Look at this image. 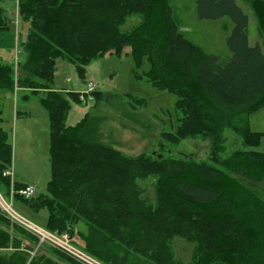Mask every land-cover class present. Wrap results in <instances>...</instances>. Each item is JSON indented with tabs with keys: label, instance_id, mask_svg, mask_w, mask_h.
Returning a JSON list of instances; mask_svg holds the SVG:
<instances>
[{
	"label": "trees",
	"instance_id": "trees-1",
	"mask_svg": "<svg viewBox=\"0 0 264 264\" xmlns=\"http://www.w3.org/2000/svg\"><path fill=\"white\" fill-rule=\"evenodd\" d=\"M197 5L202 19L227 16L233 21L227 61L205 54L178 32L169 0H18L19 16L29 20L30 32L17 85L35 94L45 92L40 102L50 123L52 173L46 197H16L34 209H45L50 231L73 233L80 220L86 221V251L104 263L174 264L172 241L179 237L196 245L195 264H264V197L255 187L264 185V154L239 149L217 159L225 124L244 148L258 146L263 135L249 129L247 116L264 106V2L252 4L261 40L254 46L248 38V16L236 0H198ZM137 16L140 22L124 31L128 18ZM8 29L0 8V32ZM128 45L136 67L147 58V80L176 94L175 108L189 118L174 141L211 139L213 165L146 154L129 158L98 141L113 136L91 128L89 114L75 126L66 124L69 99L82 100L79 93L53 88L57 60L74 64L85 79L94 59L120 54ZM15 84L14 68L0 62V89L12 92ZM94 95L96 101L104 97L101 92ZM226 110L243 115L245 125L227 122ZM1 123L0 185L9 184L5 173L13 164L12 140ZM113 139L112 144H119ZM150 174L158 177L155 203L141 204L133 194L135 179ZM14 183L18 191L26 187ZM9 247V235L0 230V249ZM29 256L19 250L10 257L0 253V264H27ZM29 264L58 263L34 256Z\"/></svg>",
	"mask_w": 264,
	"mask_h": 264
},
{
	"label": "rangeland",
	"instance_id": "rangeland-1",
	"mask_svg": "<svg viewBox=\"0 0 264 264\" xmlns=\"http://www.w3.org/2000/svg\"><path fill=\"white\" fill-rule=\"evenodd\" d=\"M197 1L169 0L172 17L178 32L192 44L198 46L205 54L217 55L227 61L231 56L227 39L234 28V23L227 16L215 20L202 19L198 12ZM237 1L249 19L248 38L250 45L254 46L256 43H261L258 34L260 23L254 11L253 3L245 2V0ZM17 2L18 0H0V8L4 10V15L9 23V29L0 32V62L12 68L15 64L18 65L14 67V77L18 81L23 74L20 62H23L26 56L24 44L29 37L30 23L29 20L19 17ZM140 20L141 17L138 16L130 17L122 29L130 32ZM16 47L19 51L17 61L14 59ZM149 69L150 64L147 58H143L139 68L136 67L132 48L129 45L125 46L120 54L106 53L94 59L86 68V75L89 76L87 79L86 77L85 79L79 77L74 64L65 60H57L53 88L65 90L70 88V92L85 94L87 83L93 81L96 85L95 92L104 94V97H99L97 101L94 93L87 95L84 100L79 102H73L69 99L71 110L66 124H78L86 114H89L91 128H97L108 135L112 133L119 144L111 143V140L115 141L113 137L98 141L129 158L146 154L154 159H176L182 163H188L187 161L192 160L198 162L197 164L213 165L214 157L211 159L213 142L211 139L196 136L174 141L175 136L173 135L176 134L180 125L188 122L189 118L184 117L182 112L175 108L178 98L176 94L167 90H160L147 80L145 73ZM138 75L142 78H139ZM68 79H70L69 82ZM41 94V92L35 95V93L20 91L15 98L13 92L0 89V108L3 111L2 116L9 122L6 130L9 132L13 144L11 168L13 179L12 176H8L9 184L4 182L0 185L2 197L0 207L5 211L0 209V230L7 236L9 235L10 247L4 250L0 249V253L6 257H10V254L16 250L30 253L27 264L34 256L49 258L58 264H72L56 255L54 251H57L74 262L82 264L71 256V253L70 255L65 252L60 246V242L55 239L46 237L49 241L39 247L38 235L21 225L24 223L27 226L26 222L23 221L25 219L34 224L41 234L48 232L57 238L63 237V234L69 235L71 245L83 251L88 258L95 260L97 262H94L95 264H107L86 251V244L82 237L84 233L87 234L88 232L89 226L86 221L80 220L76 225L74 224L73 233L68 230L63 233L50 231L46 227L47 211L43 208L39 209V207L34 209L16 197L20 194L14 182L35 184L36 194L34 197L35 200H38L46 197V186L51 179L50 123L48 113L40 102ZM25 97H28V100H25ZM14 110L19 112L28 110L32 115L31 121L19 123L18 133L16 132ZM226 113L227 122L230 121V124L245 125L243 115L239 116L227 110ZM247 120L251 131L263 134L259 145L244 148L240 137L225 124L221 132V139L217 141L223 142L222 151L218 153L217 159L224 160L234 150L239 149L255 150L264 154V106L251 112L247 116ZM235 121L239 122L236 123ZM25 122H29L30 129L28 130L31 133L26 140L21 137L27 131L24 128L28 123ZM85 138L87 137L85 136ZM135 167L133 166L131 169L134 170ZM157 179L158 177L154 174L135 179L136 185L133 188V194L138 202L141 204L144 202L155 203L154 186L158 181ZM244 183L253 186L251 183L245 181ZM255 187L264 197V185ZM9 214H15L21 219L17 221ZM74 235L79 238V243L72 240ZM172 249L176 260L174 264H195L196 245L194 243L176 237L172 241ZM169 264H172V261Z\"/></svg>",
	"mask_w": 264,
	"mask_h": 264
},
{
	"label": "built area",
	"instance_id": "built-area-1",
	"mask_svg": "<svg viewBox=\"0 0 264 264\" xmlns=\"http://www.w3.org/2000/svg\"><path fill=\"white\" fill-rule=\"evenodd\" d=\"M70 81V79H68V82ZM96 91V85L93 81H90L87 83V91L85 94H79L80 95V99L81 100H84L85 97L89 94H93L94 92ZM6 176H12V179H13V172L11 170L7 171L5 173ZM20 196L26 200H30L32 199L35 194H36V186L35 185H27L25 188H23L22 190H19L18 191ZM0 199H2L1 195H0ZM0 209L2 211H4L1 207ZM5 212V211H4ZM8 213H10L8 210H7ZM11 215L14 219H16L17 221H19V219H21L20 217L16 216L15 214H9ZM23 219V218H22ZM23 221H25L26 225H24V223H22L21 225H23L24 227H26L28 229V231H31L33 234H37L38 235V240H39V247H42V245L45 244V242L49 241L46 237H49L51 239H55L56 241H59L60 242V246L64 249L65 252L67 253H71L70 255L73 256L77 261H79L80 263L82 264H95L97 263L95 260L91 259V258H88L83 251L75 248L73 245H71V239L69 237V235H66V234H63L64 236L61 237V238H57L56 236L46 232V233H42L39 232L37 230V227L32 224L31 222L23 219ZM28 223V224H27ZM62 236V235H61ZM77 235H74L72 240H76L78 243H79V238L76 237ZM54 240V241H55ZM56 241H55V244H56ZM33 255V254H32ZM91 260V261H90ZM93 261V262H92ZM95 262V263H94Z\"/></svg>",
	"mask_w": 264,
	"mask_h": 264
},
{
	"label": "crops",
	"instance_id": "crops-1",
	"mask_svg": "<svg viewBox=\"0 0 264 264\" xmlns=\"http://www.w3.org/2000/svg\"><path fill=\"white\" fill-rule=\"evenodd\" d=\"M256 1H261V2H264V0H245V2H251V4L253 3V2H256ZM236 2L238 3V1L236 0ZM17 9H19L18 8V2H17ZM20 17V16H19ZM17 54H19V51L17 50V47H16V55H15V61H17L18 60V55ZM25 58H26V56H25ZM60 60H62V59H60ZM62 61H64V60H62ZM24 62H25V59H24V61L23 62H20V66H21V63L22 64H24ZM15 66H18L17 64H15L14 65V67ZM13 67V68H14ZM21 68V67H20ZM89 76L88 75H86V79L88 78ZM15 78V77H14ZM92 80V79H91ZM15 82H16V84H15V88H14V91H12L13 93H14V95H15V98H16V94H18L20 91H22V92H25V93H33V90H31V89H27V88H21V87H19L18 85H17V79H15ZM55 90L56 91H59V92H63V93H67V92H70L71 91V89L70 88H68V89H60V88H55ZM8 92H11V91H8ZM39 92H41L42 94V96L45 94V92L44 91H39ZM39 92H37L36 94H38ZM35 93V92H34ZM35 94V95H36ZM41 96V97H42ZM103 96H104V94H103ZM41 99V98H40ZM25 100H28V97H25ZM46 111V110H45ZM14 113H15V118H16V124H15V126H16V132L18 133L19 132V123H22L23 121H31L32 120V115H31V112H29L28 110H26V111H23V112H19L18 110H14ZM3 115V111H2V109L0 108V119H2V125L4 126V128L6 129V128H8V121L6 120V119H4V117L2 116ZM87 115V114H86ZM85 115V116H86ZM21 116V117H20ZM84 116V117H85ZM84 117L80 120V121H82L83 119H84ZM79 121V122H80ZM78 122V123H79ZM25 123H28V125L24 128V129H27V131H25L24 132V134H22L21 135V137L22 138H24L25 140L31 135V133H30V131L28 130V129H30V126H29V122H25ZM76 124H69L68 123V126H75ZM21 130H23V129H21ZM13 145V144H12ZM253 151V150H252ZM255 151V150H254ZM258 152V151H257ZM19 183V182H18ZM21 183V182H20ZM21 184H26V185H29V184H33V183H31V182H26V183H21ZM35 185V184H34ZM36 186V185H35Z\"/></svg>",
	"mask_w": 264,
	"mask_h": 264
}]
</instances>
